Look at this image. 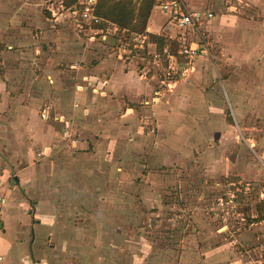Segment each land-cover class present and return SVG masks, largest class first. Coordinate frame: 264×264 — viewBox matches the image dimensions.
<instances>
[{"label": "rangeland", "instance_id": "obj_1", "mask_svg": "<svg viewBox=\"0 0 264 264\" xmlns=\"http://www.w3.org/2000/svg\"><path fill=\"white\" fill-rule=\"evenodd\" d=\"M165 19L161 13L156 12L154 22L161 25ZM66 28L69 36L71 34L70 47L77 52L74 53L77 57L73 63L76 68L70 69L64 63L59 65L60 68L65 66L64 68L73 72L75 90L66 94L57 92L55 95L58 97L59 111L67 117L83 119L81 122L76 119L77 124L70 121L68 129L72 137L61 138L60 144L46 145L51 146L52 150L40 156L43 145L34 144L33 138L28 134L29 128L25 130L19 126L17 118L22 106L30 107L33 99L40 101L36 108L40 116V111L47 104L43 90L39 88L42 85L33 84L34 81L41 80V71L35 65L38 61L33 58L22 59L26 64L23 67L28 66L30 72L23 77L22 82L27 79L32 85L20 99L17 93H11L12 115L10 118L5 116L11 127L8 130L10 144L7 157L17 170L18 180H15L9 166L0 158V196L6 200L2 210L6 212L5 225L10 224L16 232L21 229L27 231L22 236L19 235L17 242L23 243L27 239L30 242L35 238L34 233L30 232L34 224L43 228L37 236L40 243L35 249V253L37 256L40 254L43 261L37 258V263L33 264H193L194 259L196 264L203 254L207 260H219L221 264L237 261L239 262L235 264H264V204L260 202L264 172L262 176L257 173L248 178L242 172L211 168L208 152L210 148L220 149L219 140L212 139L203 144L205 159H199L198 163L193 159V154L187 156L186 160L175 156L168 161H161L163 151L154 147L158 134L156 122L151 124L146 118L142 121L146 116L152 117L154 111L145 114L140 111L139 106L136 108V117L133 114L123 116L122 119L127 121L120 124L119 115H115L113 109L108 107L101 116L102 127L93 131L98 135L97 139H102L99 145L105 153L102 147L98 155L92 149L93 155L85 162L76 156L84 152L76 144L81 139L80 135L81 140L86 139L84 130L90 126L89 118L96 112L89 107L92 102L85 106L84 99L76 95V87L80 85L84 88L81 91H84L82 76L86 71L92 75L91 70L87 69L95 66L101 57L115 62L116 59L109 55L120 54V51L119 39L116 37H109L104 44L99 38L90 42L79 35L72 23ZM29 35L31 42L26 47L25 44L13 43L10 48L12 50H7L20 52L23 49H34V34ZM161 35L166 36V33L162 32ZM192 35L194 33L187 34L190 38ZM125 38L127 42H132L126 35ZM167 44L174 48L172 41ZM163 46L164 44L159 43L158 48L154 47L152 51L159 52ZM212 46L210 54L203 56L202 60L217 67L216 63L224 60L225 56L222 49L216 48L214 44ZM3 48L5 45L2 48L0 46V52ZM130 49L132 53L129 50L122 53L124 58L137 53L151 58L148 68L157 76L153 81L155 90H164L160 98L164 96V99H175L174 93L179 85L182 88L193 86L205 93L212 82L213 85L217 83L213 78L216 76H210L207 65L203 68L204 75L199 78L193 72L182 79L179 74L169 72L176 66V61L181 62V59L170 65L165 58L157 66L150 55L144 54L147 51H136L133 45ZM13 63L10 66L17 67L16 62ZM2 68L0 59V72ZM237 69L238 75L243 78L242 71L247 73V70H242L241 67ZM248 75H245L246 78ZM178 80L176 90L165 91L168 90L166 85ZM43 82L48 85L49 81ZM218 90V96L224 101L231 116L232 123L230 120L229 122L236 127L234 131L239 135L236 121L238 113L231 90L221 85ZM21 92L23 95L24 89ZM76 99L78 107H75ZM170 104H173L172 101ZM176 105L178 104L175 103V108ZM118 109L123 110V107ZM2 113L5 115V112ZM261 120L260 117L253 119L256 124ZM50 121L55 120L47 118V122ZM141 122L142 127L139 126ZM144 123L149 127L146 128ZM130 124H134V132L125 131L124 127ZM136 126L139 129L136 130ZM59 129L64 131V125ZM2 132L3 130L1 134ZM115 132L119 133V138H113ZM238 135L235 136L236 140H239ZM241 141L237 152H242L244 148L247 151L258 150L255 140H245L243 137ZM245 149L241 153L242 160L247 155ZM252 154L254 157L250 155L251 160L257 161L258 166L264 169V162ZM114 160L116 165L121 164V172L116 171L117 166L113 167ZM82 163L83 166L84 163L88 164L87 172H84L86 168ZM104 196L107 200L102 203L101 198ZM49 234H53V237H47ZM15 235L13 232H6L4 239L11 243L16 239ZM29 250V246H18L10 254L22 257ZM31 262L21 261L20 264Z\"/></svg>", "mask_w": 264, "mask_h": 264}, {"label": "crops", "instance_id": "obj_2", "mask_svg": "<svg viewBox=\"0 0 264 264\" xmlns=\"http://www.w3.org/2000/svg\"><path fill=\"white\" fill-rule=\"evenodd\" d=\"M63 2L64 0H0V43L3 46L5 45V48L0 52V59L3 65L2 72H0V150L5 156H8L7 152L10 144L8 142V138H10L8 130L11 127L7 121L13 111L11 93H17V97L20 99V97L27 94L25 92L32 85L27 79L22 82L23 77L30 73L28 66L23 67L26 64L22 59L33 58L38 61L35 65L41 71V80L39 82L34 81L33 84L42 85L39 88L41 91L43 90V96L47 102L44 110L40 111V116L36 110L40 101L38 102L36 99H33L34 102L31 103L30 107L22 106V110H20L18 115L17 119L20 128L21 126L25 130L29 128L28 134L33 138V143L43 145L41 151H51V146L47 147L46 145L60 144L62 143L60 142L61 138L69 137L70 129L68 128L70 121L73 120L77 124L79 120L80 122L83 120L81 118H72V116L67 117L57 107L58 97L55 95L57 92L66 94L69 93L68 91L72 93L75 90L73 87V72L64 68L65 66L60 68L61 65L59 64L64 63L66 67L72 69L75 67L73 63L77 57L74 54L76 51L70 47L71 34L69 36L68 27L66 28V26H71L72 21L69 13L65 11ZM188 5L191 10L196 12L215 13V17L207 21L202 28L209 37L211 48H213L212 45L214 44L216 48L222 49L225 59L219 60L216 63L217 67L203 61L202 57L186 64L179 62L180 60L178 61L175 57L172 61L168 58V54H170L169 45H164L161 50L158 49L159 52L152 51L154 47L158 48L159 44L151 43L149 34L162 36L161 33L165 32L166 36L162 37L168 41H176L175 38L182 34L175 24L170 21V17L167 14L154 8L147 27L148 34L146 35L149 42L145 50L147 52H144V54L150 55L157 66H160L165 58L168 59L170 65L177 60L175 63L177 67L175 66L169 72L176 74L184 72L181 76L182 79L193 72L199 78L200 75H204L205 71L203 68L207 65L208 71L211 73L210 76L215 75L216 77L213 78L217 83L213 85L211 81L209 89L202 93L193 86L182 88L179 85V88H176L179 83L178 80L166 85L168 90L165 89V91L169 92L177 89L174 93L175 99H164V96L162 98L159 97L160 94L163 95L164 90L161 92L156 91L157 89L155 90L153 81L157 79V76L152 73V69L148 68L151 64V58L141 56L137 52L136 55L132 54L125 58L124 54L121 53L109 55L116 59L115 62L108 58H99V62L95 66L87 69L91 70L92 75L86 71L82 76L85 82V90L76 93L78 97L84 99V102H86L85 106L87 103L90 104L92 102L93 104H90L91 106L89 107L96 111L94 116L89 118L88 123L90 122V126L84 130L86 139L81 140L82 135H80L79 138L81 139L76 144L81 151H84L76 155L81 158L82 162H85L88 157L93 155L91 153L92 149L97 155L100 152L102 146L99 145V142H102V139H97L98 135L93 131L95 128L102 127L101 116L106 108H112L113 113L119 115L118 119L121 120L118 121L121 124L123 123L122 121H127L122 119L123 116L133 114L136 117V113H138L136 108L140 106V111L145 114H150V111H154L152 117L150 115L146 116L142 121L146 118L151 124L156 122L158 134L155 138L154 147L163 151V157L160 158L161 161H168L170 157L175 156L177 159L186 160L187 156L193 154V159L198 163L199 159H205L204 156L206 154L203 152L204 148H202L205 145L203 144L215 139L219 140L221 147L220 149H209L208 156L211 158L209 166L211 168L216 167L223 170L228 169L232 172H242L248 178L254 177L257 173L262 176L264 169L258 166L257 161H252L250 155L254 157L252 154L254 153L259 161L264 162V0H188ZM156 12L166 17L161 25H158L156 21L154 22ZM167 29L169 30L167 31ZM76 30L81 35L78 29ZM29 34H34L35 38L32 40L36 46L34 49H23L20 52L7 50L12 48L11 44L13 45V43L25 44L24 46L26 47L27 43L31 42ZM140 42L141 39L139 40ZM134 49L139 52L144 51L137 48ZM132 52L131 49L129 53ZM157 55H161V59L156 58L155 56ZM140 61H142L141 66H139ZM13 62H16L17 67L14 65L10 66ZM240 67L242 70H247L248 78L245 76L247 73L243 71V78L238 75L239 70L237 68ZM44 80L49 81L48 85L44 84ZM219 85L227 86L231 90L238 113L236 121L239 135L234 131L236 127L231 124L232 119L224 101L218 96ZM22 89H24L23 95ZM24 100H26L25 97ZM146 100L149 101L148 105L145 104ZM171 101L174 105L170 104ZM175 103L178 104L176 108H180L179 110L174 107ZM119 107H123V110L118 109ZM2 112H5V115ZM50 117L51 120L54 119L55 121L47 122V118ZM258 117L262 120L256 124L253 119ZM128 120L132 121L131 118ZM63 125L65 130L61 132L59 127ZM139 126L142 127L143 122ZM145 126L146 128L149 127ZM124 128L125 131L134 132V124ZM13 129L16 130L15 127ZM137 129L139 128L136 126ZM1 130H3L2 134ZM91 133H94V136ZM15 134L13 132L14 137H16ZM237 135L239 140L235 138ZM243 137L245 140H255L258 149L247 151L244 148L247 152L245 160L241 158V153L244 149L242 148V152H237ZM113 138H119V133L115 132ZM232 139H234V142ZM103 151L105 153L104 149ZM107 152L110 153L109 150ZM230 158L232 159L231 161ZM86 164L84 163L83 166L82 163V166L86 168V170L83 169L84 172H87V169L89 170V166L87 164V167ZM120 165V163L116 165V160H114L113 167L117 166L116 171L118 172H121ZM263 198L264 188L260 194V202L264 204ZM106 200L107 197L105 196L101 198L102 203H105ZM86 201L89 202V199ZM5 205L3 204L1 207V211L4 212V222L6 212L2 209ZM0 216L2 220V214ZM9 225L2 227L1 252L5 260L1 264H20L21 261L27 263L30 260L32 261L31 264H33V262L37 263V258L43 261L42 256L40 254L37 256L35 253V249L40 243L37 236L43 228H38V225L34 224L30 232L34 233L35 238H32L30 242L27 239V241L22 243L17 242L19 235L22 236L27 231L21 229L19 232L22 234H20ZM6 232L15 233L16 239L11 243H7L4 239ZM47 237H53V234H49ZM52 239L51 241H53ZM25 245L29 246L30 250L26 251V254L22 257L10 254L18 246L22 247ZM195 260L193 264H195ZM187 264L192 263L188 262ZM196 264L221 263L219 260H207L205 254H203Z\"/></svg>", "mask_w": 264, "mask_h": 264}, {"label": "built area", "instance_id": "obj_3", "mask_svg": "<svg viewBox=\"0 0 264 264\" xmlns=\"http://www.w3.org/2000/svg\"><path fill=\"white\" fill-rule=\"evenodd\" d=\"M98 3L99 0H78L77 4L72 8H65V11L70 15L72 23L76 29H78L83 38L90 42H95L99 38L104 43L109 37H116L119 39L118 50L121 54L125 53L127 50H131L130 47L132 42L134 43V48L145 51L147 43L149 42L147 35L131 38L132 42L130 43L127 42L125 38L127 33L126 30L121 29L116 24L105 22L103 28L97 27L99 23H101V20L96 14ZM154 9L167 14L170 17V21L182 32V34L175 38V40L178 43L179 55L187 60L188 63L199 57L210 54L211 46L209 43V37L202 27L207 21L215 17L214 12L201 13L193 11L189 8L188 0H156ZM189 33H194L192 38L187 36ZM140 39L141 42L139 43ZM155 57L161 59V55ZM168 58L171 61L174 59L170 54H168ZM74 68H76V66ZM76 88V93L84 89L80 85H77ZM77 102L78 100L76 99L75 107H78ZM145 104L148 105L149 101L146 100ZM71 137L72 135L69 134V138ZM47 153H50V151L44 150L40 156L46 155ZM2 205L3 198L0 196V215ZM1 242L2 228H0V263L5 260V257L1 252Z\"/></svg>", "mask_w": 264, "mask_h": 264}, {"label": "trees", "instance_id": "obj_4", "mask_svg": "<svg viewBox=\"0 0 264 264\" xmlns=\"http://www.w3.org/2000/svg\"><path fill=\"white\" fill-rule=\"evenodd\" d=\"M156 0H99L96 14L101 20V23L97 26L103 28L105 22H111L116 24L121 29L126 30V37L135 38L137 36H143L148 34L147 27L149 19L153 12L154 4ZM78 0H64V6L66 9L72 8L76 5ZM151 43H161L165 46L169 45L167 39L162 36H156L149 34ZM173 47L169 48V53L176 59H181V63H188L182 56L179 55V47L176 41H173ZM134 45L133 42L131 46ZM1 48L3 47L0 45ZM177 46V47H176ZM178 48V50H177ZM184 72L178 73L180 76ZM176 74V75H178Z\"/></svg>", "mask_w": 264, "mask_h": 264}, {"label": "water", "instance_id": "obj_5", "mask_svg": "<svg viewBox=\"0 0 264 264\" xmlns=\"http://www.w3.org/2000/svg\"><path fill=\"white\" fill-rule=\"evenodd\" d=\"M0 158L9 166L10 170H11V174L12 176L15 178V180L17 181L18 180V177H17V171L14 167V164L9 160V158L7 156H5L1 150H0ZM3 225L2 223H0V228H2Z\"/></svg>", "mask_w": 264, "mask_h": 264}, {"label": "flooded vegetation", "instance_id": "obj_6", "mask_svg": "<svg viewBox=\"0 0 264 264\" xmlns=\"http://www.w3.org/2000/svg\"><path fill=\"white\" fill-rule=\"evenodd\" d=\"M3 204H4V205L6 204V200H5V199H3ZM1 214H2V220H1V223H2V225H3V227H4V226H5V222H4V220H3V214H4V212L1 211Z\"/></svg>", "mask_w": 264, "mask_h": 264}]
</instances>
